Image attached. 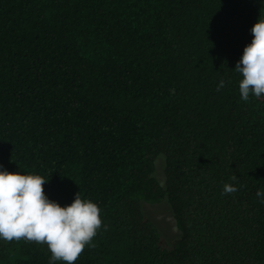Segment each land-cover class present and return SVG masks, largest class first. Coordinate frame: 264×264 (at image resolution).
<instances>
[{"label":"trees","instance_id":"trees-1","mask_svg":"<svg viewBox=\"0 0 264 264\" xmlns=\"http://www.w3.org/2000/svg\"><path fill=\"white\" fill-rule=\"evenodd\" d=\"M259 17L264 0H0V165L98 204L75 264H264V96L234 71ZM164 201L173 241L143 211ZM50 258L0 239V264Z\"/></svg>","mask_w":264,"mask_h":264},{"label":"clouds","instance_id":"clouds-1","mask_svg":"<svg viewBox=\"0 0 264 264\" xmlns=\"http://www.w3.org/2000/svg\"><path fill=\"white\" fill-rule=\"evenodd\" d=\"M251 32L252 42L245 46L234 69L242 76L239 91L245 102L250 95L264 96V18H258ZM224 83L220 81L217 91ZM231 180L238 177L233 174ZM47 182L41 175L10 173L0 165V239L46 244L51 253L49 264H75L86 246L95 247L92 241L102 226L106 228L101 209L92 200L82 199L79 192L71 204L62 207L45 195ZM236 191L233 184L225 183L222 195ZM256 195L264 204V191L258 190Z\"/></svg>","mask_w":264,"mask_h":264},{"label":"rangeland","instance_id":"rangeland-1","mask_svg":"<svg viewBox=\"0 0 264 264\" xmlns=\"http://www.w3.org/2000/svg\"><path fill=\"white\" fill-rule=\"evenodd\" d=\"M155 166V177L164 185L166 179L164 176L165 159L163 155H160L157 158ZM143 211L148 217L154 220L164 238L168 239L169 237L173 241L178 237L175 220L173 219L171 210L168 208L165 201L164 203L157 205L144 204Z\"/></svg>","mask_w":264,"mask_h":264}]
</instances>
